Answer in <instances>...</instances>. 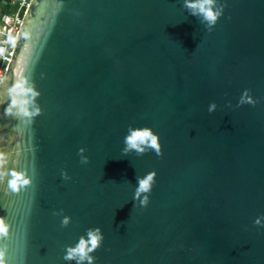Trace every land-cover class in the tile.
<instances>
[{"label":"water","instance_id":"obj_1","mask_svg":"<svg viewBox=\"0 0 264 264\" xmlns=\"http://www.w3.org/2000/svg\"><path fill=\"white\" fill-rule=\"evenodd\" d=\"M192 2L29 0L0 75L5 264H89L66 256L96 229L91 264H264V0ZM143 128L159 154H125Z\"/></svg>","mask_w":264,"mask_h":264},{"label":"clouds","instance_id":"obj_2","mask_svg":"<svg viewBox=\"0 0 264 264\" xmlns=\"http://www.w3.org/2000/svg\"><path fill=\"white\" fill-rule=\"evenodd\" d=\"M212 3L213 0H195V2L186 3V6L191 9H198L199 13L202 14L206 20L209 22H215L217 13H215L210 7ZM193 14L195 15L196 12H193ZM13 103H15V101H13ZM125 144L127 145L124 149L125 154L133 149H135L138 154H141L145 151L146 147L155 149L157 154L160 152L158 137L153 134L151 129L148 128L130 130V134L125 138ZM81 151H83V149ZM82 162H86V159ZM2 163L3 157H0V164ZM11 175L12 179L9 181V188L12 191H18L21 186L29 183V181L25 179L23 173L12 172ZM154 175L155 173H149L145 177L138 179V187L136 189L135 198L138 199L142 193L150 191ZM147 202L148 198L145 196L141 201V204L146 205ZM64 223H67V219H65ZM8 233L9 226L4 218L0 217V237L7 236ZM100 239L99 229H96L95 231L89 230L88 239L85 240L84 238H81L75 248L69 249L66 259H74L76 256H79L80 260L87 258L89 264H91L92 258L88 256V253L93 251L98 246ZM89 245L91 247H89ZM3 255L4 253L0 251V264H5Z\"/></svg>","mask_w":264,"mask_h":264},{"label":"built area","instance_id":"obj_3","mask_svg":"<svg viewBox=\"0 0 264 264\" xmlns=\"http://www.w3.org/2000/svg\"><path fill=\"white\" fill-rule=\"evenodd\" d=\"M28 3L29 0H0V6L6 5L9 10L8 13L0 10V75Z\"/></svg>","mask_w":264,"mask_h":264},{"label":"trees","instance_id":"obj_4","mask_svg":"<svg viewBox=\"0 0 264 264\" xmlns=\"http://www.w3.org/2000/svg\"><path fill=\"white\" fill-rule=\"evenodd\" d=\"M0 10L3 13H8L9 12L8 7L6 5H1L0 6Z\"/></svg>","mask_w":264,"mask_h":264}]
</instances>
